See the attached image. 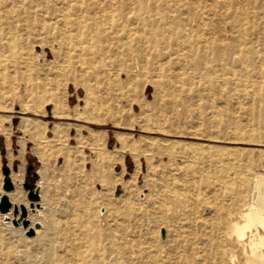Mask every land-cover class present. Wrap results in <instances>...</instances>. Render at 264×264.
<instances>
[{
  "label": "rangeland",
  "instance_id": "1",
  "mask_svg": "<svg viewBox=\"0 0 264 264\" xmlns=\"http://www.w3.org/2000/svg\"><path fill=\"white\" fill-rule=\"evenodd\" d=\"M161 1L159 8L145 1L170 17L152 32L125 18L142 0H0V105L10 106H0V193L2 169L21 168L28 207L23 183H44L56 226L55 236L36 243L4 229L11 241L0 248V264H188L186 245L224 238L219 209H240L256 191L264 177V94L252 82L209 90L192 65L166 64L139 42L170 44L182 32L235 45L242 36L232 26L248 6L231 0L229 18L203 27L196 12L225 7ZM23 106L39 120L23 122ZM90 128L98 131L93 138ZM241 184L237 202L231 190ZM107 209L118 243L101 255L109 246ZM140 209L168 210L163 222L140 226ZM236 261L249 264L240 254Z\"/></svg>",
  "mask_w": 264,
  "mask_h": 264
},
{
  "label": "bare ground",
  "instance_id": "2",
  "mask_svg": "<svg viewBox=\"0 0 264 264\" xmlns=\"http://www.w3.org/2000/svg\"><path fill=\"white\" fill-rule=\"evenodd\" d=\"M145 1L147 0H142L141 9H139L137 13H133L132 16H127L125 18H128L132 22L139 24L141 27L144 26L151 27L153 29L152 32H156L154 30L161 31L162 27L155 24L159 23L160 21L167 22V18H170L165 13L156 9L160 7L162 1L154 0V5L156 8L145 4L146 3ZM212 2L215 5L225 7V10L219 12V10H216V8L210 7V9L204 11V8L206 7L203 6L201 13L196 12L198 15L196 20L199 21L198 25L207 27L211 25V23L209 22L210 20H214L216 18L227 19L233 14L231 10L232 8L231 0H212ZM242 2L247 4L248 11L244 10V14H242V21L241 22L236 21L235 25L232 26L233 28L238 29L242 36L240 42L234 40V42H236L235 45L234 44L232 45L228 39L223 40V39L208 38L203 33L202 34L196 33V35L195 34L189 35L181 32L176 34L174 38L170 39L169 43L172 42L170 44L168 43L158 44L157 41H153L147 35H146L147 37H144V39H142L141 41H139L137 38L136 40H138L141 44L149 43L151 45L150 48L151 54L153 53L157 58H161V60H164L166 64L172 65L175 63H181L184 65L186 64L192 65L195 70L194 77L197 78V80L205 88H208L209 90L221 91V88L224 87L225 85L236 84L238 86H245L244 83L252 82L258 87L257 93L264 94V0H242ZM110 5L113 6V3L110 2ZM259 5H261V7H259ZM86 13H88V15L89 13L90 15L92 14L91 18H93L94 12L91 13L89 11H86ZM100 15L103 17L107 16L108 19L113 18L112 12L110 13L106 12L105 14H102L100 12ZM205 16L207 18H205ZM173 17L175 19V16ZM174 21H177V19L173 20L172 22ZM170 24H171L170 22L167 23L164 29H167L166 26ZM210 30L211 29L208 27V33L210 32ZM132 36H136V35H132ZM229 51L233 54L231 58L229 56ZM209 54L212 55V60L208 59ZM135 59L136 58H134V60ZM0 106L7 108L8 105L6 106L3 104ZM20 110H22L20 114H21V120L23 122L26 123L30 121L39 120L36 117L26 115V112L29 111V108H27L26 106H23L22 109ZM53 113L61 117L66 116V114L63 111H59L57 109ZM3 115L4 114H0V116ZM54 123L56 125L63 124L62 122L59 121H56ZM89 133H90V138H93L94 134L98 133V131L91 129ZM90 141L92 142V143L90 142L91 144L93 145L95 144L94 141L92 140ZM22 171L23 170L19 168L17 172H12L10 174V178L14 183L15 188L13 191L10 192L4 191L3 193H0V201L3 195H7L13 205L16 206L25 205L28 208V214H29L28 219L30 221V224L28 228H24L22 226V223H20L19 226H14V224L12 223V220L14 219L13 209H11L9 213L0 212V214L4 215V218L6 220V222L4 221L2 222V224H0V248L1 247L5 248L6 244H9V242L11 241L10 238L11 233L14 234V232L16 231H20L25 234L29 228H34L35 235L31 237L26 236V239L28 241H33V242L35 241L42 242L47 237L56 235L55 223L53 219L50 218V215L52 216L51 214L52 212H50L51 209H48L49 199L47 196V190L43 185L44 181L42 182L43 184H40L41 182L37 184L38 188L41 189L39 191L40 202H38L37 204L38 206H35V208L31 210L32 212L35 211V214L33 216L30 214L28 202L25 199V193L22 191L19 185L23 181ZM256 188L257 189H255L256 191L251 195L250 200H248L247 202L244 201V203L240 206V209H219L218 212L219 220H221L222 222H227V229L223 231L224 238L222 240L220 239L212 240V241L204 240V241H200V243H198V241H195L194 243L189 244L190 247L189 245H186L187 252L185 253V257L188 259V264H238L236 258L239 257V254L243 257L246 263L264 264V250H263L264 233L261 232V229L264 230V177L263 179L257 181ZM243 189L244 187L242 184L237 188H233L231 190L232 200L237 202L240 201V199H242V195L244 192ZM121 197L122 195L117 196V199L119 198L121 199ZM115 205L117 208L118 207L117 203H115ZM167 210L168 209H142V210L140 209L139 211H137L138 213L135 214L137 217V221L141 226L142 224L141 222H146V223L163 222L164 214H166ZM54 216L55 215H53V217ZM109 217H110V211L107 209V215H106L107 231H108L107 238L109 239V246L107 248L104 247L101 249L100 251L101 255L107 254V252L110 249L114 250L115 249L114 246L118 243V240L115 238L113 233L115 230L112 231L110 227L112 224H110L111 220L109 219ZM47 219L51 220L50 226L47 224L48 223ZM4 229L9 230L11 233H7ZM218 234L220 235V231ZM226 238L230 239V243H229L230 246L226 244L227 243ZM177 241H178L177 237H173L171 239L172 243H175ZM180 246H181L180 248H182L181 244ZM4 251H6V248Z\"/></svg>",
  "mask_w": 264,
  "mask_h": 264
},
{
  "label": "water",
  "instance_id": "3",
  "mask_svg": "<svg viewBox=\"0 0 264 264\" xmlns=\"http://www.w3.org/2000/svg\"><path fill=\"white\" fill-rule=\"evenodd\" d=\"M32 167L30 166L28 168L27 174L29 175L31 173ZM4 173V183H3V190L5 192H10L14 190V183L12 182L10 178L11 171L8 167H4L2 169ZM37 173H33L34 177H37ZM23 187L27 191L28 199L30 200L29 209L33 210L35 206H38V202L40 200V193L38 187L34 184H30L29 181H25L23 183ZM13 209V215L14 219L12 220V223L14 226H19L20 223H22V226L24 228H28L30 221L28 219V208L25 205L16 206L13 205L10 199L7 195H3L0 201V212L1 213H9L10 210ZM27 236H34L35 230L34 228H29L26 232Z\"/></svg>",
  "mask_w": 264,
  "mask_h": 264
}]
</instances>
